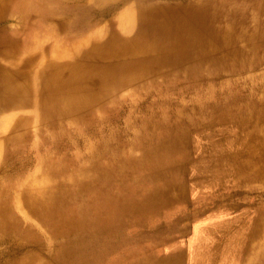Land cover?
Returning <instances> with one entry per match:
<instances>
[{
	"label": "bare ground",
	"instance_id": "1",
	"mask_svg": "<svg viewBox=\"0 0 264 264\" xmlns=\"http://www.w3.org/2000/svg\"><path fill=\"white\" fill-rule=\"evenodd\" d=\"M127 4L117 25L91 28L84 0H0V173L24 174L36 137L46 151L31 180L0 177V264H264V205L230 191L264 178V101L224 80L259 61L262 1ZM141 89L161 99L127 106L145 116L110 128L112 104ZM69 126L107 131L70 167L55 154L79 145L62 140Z\"/></svg>",
	"mask_w": 264,
	"mask_h": 264
},
{
	"label": "rangeland",
	"instance_id": "2",
	"mask_svg": "<svg viewBox=\"0 0 264 264\" xmlns=\"http://www.w3.org/2000/svg\"><path fill=\"white\" fill-rule=\"evenodd\" d=\"M135 0H105V2L99 4V2H95L94 0H84V4L91 6V9H93L94 13L93 15L90 17V21L87 24L88 27L91 28H100L103 27V25H107L110 24V20H114L115 25H117V21L119 19V14L127 7L129 6L127 3H131ZM154 1H163V0H154ZM175 1V0H174ZM241 2L245 3L249 10H252L254 5H255V0H240ZM262 4L264 6V0H261ZM117 2L121 4V6L117 9H114L112 11V14L110 16L106 15L105 13L112 8L113 6L117 5ZM62 11V10H61ZM61 11H59L58 15L53 17V19H50L48 22L51 24L56 25L57 27L59 26L58 24H60L61 20L64 19V16L61 15ZM37 20V17L35 15L32 16V24H34ZM13 24L15 25H20L19 22H13ZM257 59H259V61H255L256 59L254 58L253 61L256 63H251L248 67V69H246L245 67V71L241 72L240 76L235 75V74H227L224 77V80L227 81H234L237 86L241 87L244 91H245V98L249 99V97H252V92H254L255 95V99L257 100H262L264 101V48L259 50L257 52ZM258 62V63H257ZM175 80L177 78H174ZM174 79H171L170 81H174ZM177 82H182L183 84L187 85L188 83H192L191 79L188 78H183L180 81ZM147 90L141 89L137 94H135V96H122L120 98V100L118 102H116L115 104H112L113 107L116 110V114L113 116V124L111 125L110 128H117V130L119 131H123L126 128H129V122L130 124L133 123H137L138 120H141L144 116L145 113L142 110H136V107H134L132 112H128L127 111V106L132 105V104H137L138 102H141V104H148V100L151 99H161L160 98V93H156L155 95L152 96H148L147 94ZM194 96H196V94H194ZM193 95H184L182 97H179L178 95H172V97L176 98L177 102H186V104L191 103L192 97H194ZM196 98V97H195ZM138 101V102H137ZM245 101L246 100H242ZM137 102V103H136ZM240 103V101H239ZM124 110V111H123ZM136 110V111H135ZM190 113V112H189ZM19 115H34V112L32 109H25V110H21L19 112ZM102 115H104L105 117H111V116H106V113H103ZM94 124L91 128H93L94 126L98 125ZM67 126L70 125V123L68 122L66 124ZM69 132L65 133L62 135V140L64 142H71V137L73 136H79L81 134H84L85 131L81 130V128H78L76 126H69ZM38 128H44V126L40 125L38 127L33 128L32 132L34 134L37 133ZM249 128V130L252 132L250 128L252 127H247ZM82 132V133H79ZM107 134V131L104 132L102 135H96V136H92L91 134H85L83 135L84 137H80L79 138V145L75 146H70L71 148L67 150V152H63V153H59L56 152L55 154H58V156H63L65 154H67L68 158L66 160V166L70 167L73 166L74 164H83L84 160L82 161V159H78V156L84 155V154H88V152H86V149L94 143H98L100 142L103 137ZM36 137V136H35ZM37 138V137H36ZM34 139L32 142H28L27 143V148H25L24 150L26 151V155H29L28 158H30V164H28L27 168L25 169L24 174H18V173H14L12 171L6 172V173H0V177H2L3 175H7L10 174V176H12L11 178L14 179L15 181H20V180H25V179H29L31 180L33 177L30 174L33 170H35V166L37 165V160H38V155L39 153H46V151L43 152H39L37 147L39 144H42L41 142V138H37ZM262 139H264V137H262ZM258 141L255 140V142ZM262 142L264 143V140H262ZM260 143V146H258L257 142L254 143V147H255V157L258 158V161H261V159L264 157L263 155V150H264V144ZM44 147H48L49 149L52 148L51 146H45ZM37 147V148H36ZM54 149L52 148V151ZM54 153V152H52ZM251 157L250 152H246L245 156L243 158H248ZM1 161H3L2 156L0 155V165L2 164ZM259 178H257L256 180H244L242 184H237L236 186H232L230 189L234 199L236 200H242V202L245 203H257L258 205H264V178L260 175H258ZM43 178V177H42ZM229 202V201H228ZM204 203H208V202H198L196 204V206L193 209H190V212L193 211L194 209L203 206ZM22 214V213H21ZM23 215V214H22ZM190 223V222H187ZM191 224V223H190ZM5 248V245H0V252L1 250H3ZM1 260V258H0Z\"/></svg>",
	"mask_w": 264,
	"mask_h": 264
}]
</instances>
